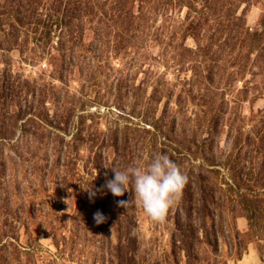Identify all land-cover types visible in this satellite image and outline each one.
Returning a JSON list of instances; mask_svg holds the SVG:
<instances>
[{"label":"rangeland","instance_id":"rangeland-1","mask_svg":"<svg viewBox=\"0 0 264 264\" xmlns=\"http://www.w3.org/2000/svg\"><path fill=\"white\" fill-rule=\"evenodd\" d=\"M156 154L163 223L103 188ZM0 264H264V0H0Z\"/></svg>","mask_w":264,"mask_h":264},{"label":"clouds","instance_id":"clouds-1","mask_svg":"<svg viewBox=\"0 0 264 264\" xmlns=\"http://www.w3.org/2000/svg\"><path fill=\"white\" fill-rule=\"evenodd\" d=\"M110 169L114 177L107 179L103 188L115 197L131 192L130 200H120L117 203L125 207L134 198L137 207L142 208L154 223L165 221L187 183V176L167 154H156L151 158L142 157L123 169L117 167ZM130 185L131 191H129ZM95 195L96 192L89 189L90 198ZM94 219L99 224L103 223L106 217L102 212L97 211Z\"/></svg>","mask_w":264,"mask_h":264}]
</instances>
